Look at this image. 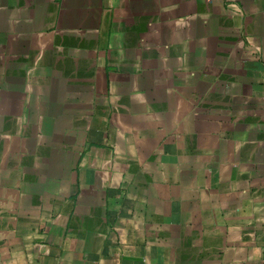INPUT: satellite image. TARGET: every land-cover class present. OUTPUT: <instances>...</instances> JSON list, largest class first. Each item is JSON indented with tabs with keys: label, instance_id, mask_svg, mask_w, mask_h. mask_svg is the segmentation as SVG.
I'll use <instances>...</instances> for the list:
<instances>
[{
	"label": "crops",
	"instance_id": "0c3cea01",
	"mask_svg": "<svg viewBox=\"0 0 264 264\" xmlns=\"http://www.w3.org/2000/svg\"><path fill=\"white\" fill-rule=\"evenodd\" d=\"M0 264H264V0H0Z\"/></svg>",
	"mask_w": 264,
	"mask_h": 264
}]
</instances>
